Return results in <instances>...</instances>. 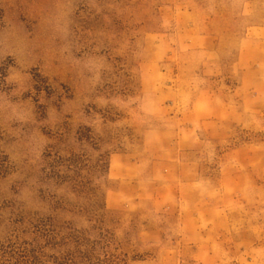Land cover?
Here are the masks:
<instances>
[{
  "label": "rangeland",
  "instance_id": "374dc122",
  "mask_svg": "<svg viewBox=\"0 0 264 264\" xmlns=\"http://www.w3.org/2000/svg\"><path fill=\"white\" fill-rule=\"evenodd\" d=\"M0 264H264V0H0Z\"/></svg>",
  "mask_w": 264,
  "mask_h": 264
},
{
  "label": "trees",
  "instance_id": "16d2710c",
  "mask_svg": "<svg viewBox=\"0 0 264 264\" xmlns=\"http://www.w3.org/2000/svg\"><path fill=\"white\" fill-rule=\"evenodd\" d=\"M79 169L81 170V172H82V170L84 169V168H81V167H79ZM54 172V175L57 177V178H59V179H64L66 176H64V175H62L61 173H60V171H57V170H54L53 171ZM79 186L81 187V193L83 194V196H85V195H90V196H92V197H94V199H98V195H97V193H95V191H94V189H93V187H92V179H91V177H81V180L79 181Z\"/></svg>",
  "mask_w": 264,
  "mask_h": 264
}]
</instances>
